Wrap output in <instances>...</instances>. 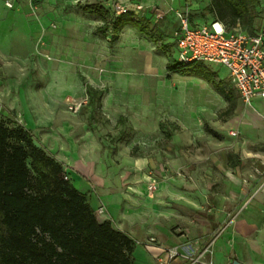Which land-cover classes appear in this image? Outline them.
I'll return each mask as SVG.
<instances>
[{"label": "rangeland", "instance_id": "374dc122", "mask_svg": "<svg viewBox=\"0 0 264 264\" xmlns=\"http://www.w3.org/2000/svg\"><path fill=\"white\" fill-rule=\"evenodd\" d=\"M171 1L146 2L153 13L152 26L165 36L166 49L158 50L131 25L113 41V33L98 31L102 18L84 11L86 5L101 4L114 18L143 0H15L12 8L0 0V66L5 80L14 83V94L17 86H25L35 105L46 91L57 108L56 120L69 116L74 126L71 140L79 156L92 155L93 160L85 163L99 175L100 185L107 184L104 190L112 191L120 182L134 195L145 190L156 206L167 210L183 202L180 212L187 218L181 214L171 227L173 237L183 240L172 244L183 254L177 258L179 264H215V251L225 263L235 255L240 264H264V143L257 150L256 145L245 149L240 134L229 135L242 111L251 106L230 82L231 105L199 76L168 70L169 55L178 57L171 42L173 29L181 25L175 10L184 3ZM188 2L178 11H188L194 19L213 18L206 11L193 13ZM172 5L168 15L158 10H170ZM259 15L258 25L264 7ZM225 72L221 68L219 75ZM87 85L99 92L95 109L85 110ZM5 104L0 121L23 126L20 118L3 112ZM71 147L62 145L61 150ZM68 155L58 156L71 160ZM65 163L70 178L74 170ZM91 185L85 193L89 201L98 190ZM254 200L258 205L250 210ZM191 202L196 209H187ZM248 211L252 214L247 216ZM135 241L136 264H157L149 258L144 239ZM208 248L210 253L199 259Z\"/></svg>", "mask_w": 264, "mask_h": 264}, {"label": "trees", "instance_id": "16d2710c", "mask_svg": "<svg viewBox=\"0 0 264 264\" xmlns=\"http://www.w3.org/2000/svg\"><path fill=\"white\" fill-rule=\"evenodd\" d=\"M258 4L212 0L205 11L229 32L241 27L255 35ZM84 11L102 18L98 31L106 36L113 33V41L131 25L158 50L166 49L165 36L152 26V17L124 12L113 18L101 4L86 5ZM168 70L193 73L230 98L226 81L203 62L184 65L171 54ZM86 91L85 107L95 109L99 92L90 85ZM135 248L133 238L110 221H99L86 194L67 178L64 165L36 143L30 130L0 121V264H136Z\"/></svg>", "mask_w": 264, "mask_h": 264}, {"label": "crops", "instance_id": "0c3cea01", "mask_svg": "<svg viewBox=\"0 0 264 264\" xmlns=\"http://www.w3.org/2000/svg\"><path fill=\"white\" fill-rule=\"evenodd\" d=\"M149 1L150 0H143L144 4L142 5L145 7L146 12L143 11L141 13H137L135 10H132L130 11V13L141 15L142 17L147 18L152 17L153 13L147 11V9L150 6L152 7L153 1L151 2L150 6L148 5L150 3L146 4V2ZM186 1L187 0H184V3L182 1L179 8L176 9L175 12L180 10L181 7L185 6ZM256 1L261 3L260 8L256 9L259 12L261 11V7H264V0ZM171 2L175 3V0H172ZM211 2L212 0H189L188 6L193 13L197 12L198 10H202L203 12L211 4ZM172 9L173 5L172 7H170V10H164L162 8L158 10L168 15L169 12L173 11ZM213 22L217 21H215L214 18H212L210 21H204L200 18L194 19L191 17L192 27L211 25ZM263 22L264 19H262L261 23L258 25L256 21L255 30L257 31V33L263 26ZM158 29L163 33V30L161 28L158 27ZM177 29L179 28L175 27L172 32L175 33ZM235 29H239L244 32L241 27ZM235 29H232V31H234ZM172 39L174 40L173 43L177 47L175 37L172 36L171 42ZM205 65L210 68L214 67L215 70L213 71L218 74L221 80L226 81L227 91L230 93V98L228 100L223 95L222 96L231 105L233 92L229 84V82L231 83V81L228 70L220 65L206 63ZM221 68H225L226 72L224 76L219 75V70ZM5 77L6 74L4 72V69L0 66V107L2 102L4 103L5 101L6 103L5 108L2 107L3 112H5L6 115L8 114L16 117V119L20 118L23 123L22 125L32 132L35 141L39 146L44 148L50 155L55 157L62 164L65 163L64 161H66L67 164H65L68 166V168H72V170H74V172H72V176H70V179L81 192H89L92 186L91 184L94 185V189L98 188V194L93 192L89 194L91 195L90 203L96 211L102 206H104V208L106 209V218L97 216L100 222L110 221L116 229L126 233L134 240H136L138 237H142L146 242V248L148 250L147 254L149 255V258L152 259V261H156L157 264H159L158 259L164 255L165 250L173 247V245H177V243L183 242L182 239L174 238L173 232L171 231L172 225L178 224L177 217L182 214L180 210H182L181 205H183V202L181 203L179 208L175 210H167L164 206H156L155 202L152 200V197L150 195H146L145 190H143V192H139L136 190V197L130 192V189L128 192L126 190H123L122 185H119L120 182L114 187L112 191L111 189L109 191L104 190L103 188L107 186V184L104 183L103 186L100 185L101 178L99 177V175L96 174L95 171L93 173L90 166L85 163L86 160H93L92 155L86 152V154H81V156H79V150L77 149L74 141L71 140L74 126L69 121V116H64L62 121L56 120L55 113L57 108L54 103L48 101L46 91H43L42 94L44 99H41L42 101L40 103L38 102L34 105L30 101L29 94L25 92V86H23L22 88L17 86L18 91L16 92V94H14V83H8L5 80ZM235 91L240 97L239 92L236 89ZM51 101L53 102V99H51ZM257 102H262V104L256 105ZM231 108L233 110V107ZM87 109L88 108L85 107V110ZM242 115L243 116L242 118H240V120H236L237 124L231 127L229 135L237 138L240 134L243 138V145L246 147L245 149H248L252 145H256V147H254L256 149L254 150H257V148H259V144L264 143V101L260 98L255 99L251 108H246L245 110H243ZM67 144L68 146L70 145V147L73 144L76 147L73 148L75 151L72 149V147V151L69 149L68 151L61 150V146ZM252 150L253 149H251V151ZM67 153L69 155L66 157L71 158V160H64L65 158L63 159L61 158V156H58L67 155ZM71 155L72 157H70ZM229 184H231L230 181ZM130 198H134L135 203H132ZM195 205V203L191 202V204L188 206L189 208L187 209H196ZM256 205H258V202L254 200L253 204L250 206V210L254 209V206ZM251 214L252 212L248 211L246 215L248 216ZM180 218L186 219L187 217L183 215ZM151 239H154V241H151ZM219 244L220 239L215 242V247L219 246ZM220 257L221 256L219 252L215 251L213 254L215 264H229L230 262L240 264L239 258L235 255H231L230 257H228L226 263L225 260L221 259ZM179 259H176L172 264H179L181 262V260Z\"/></svg>", "mask_w": 264, "mask_h": 264}, {"label": "built area", "instance_id": "2783aa9c", "mask_svg": "<svg viewBox=\"0 0 264 264\" xmlns=\"http://www.w3.org/2000/svg\"><path fill=\"white\" fill-rule=\"evenodd\" d=\"M14 1L7 0L6 6L12 8ZM144 9L142 4L134 8L137 13ZM176 14L181 21L180 28L174 33L180 63L189 65L203 62L223 66L228 70L233 87L246 105L252 106L257 98L264 101V22L257 34L250 35L239 29L229 32L221 22L192 27L188 11H177ZM96 215L106 218L104 206L96 211ZM210 251V248L206 249L199 259ZM182 255L178 247H171L165 250L158 262L170 264Z\"/></svg>", "mask_w": 264, "mask_h": 264}]
</instances>
